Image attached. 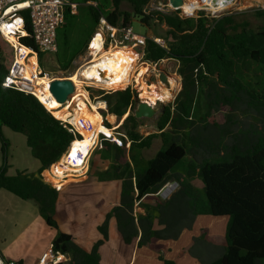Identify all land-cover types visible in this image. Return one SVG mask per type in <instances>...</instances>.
<instances>
[{
  "label": "trees",
  "instance_id": "16d2710c",
  "mask_svg": "<svg viewBox=\"0 0 264 264\" xmlns=\"http://www.w3.org/2000/svg\"><path fill=\"white\" fill-rule=\"evenodd\" d=\"M88 1L91 3L86 4ZM152 1L70 0L76 4V11L71 12L67 5L64 21L57 29L55 53L59 51L58 60L67 67L74 56L86 49L101 16L115 26L131 25L137 18L153 30V35L166 41V48L151 39H147L144 45H136L142 60L159 62L172 58L177 62V73L181 75V88L173 106L169 103L162 105L155 120L157 131L145 136L138 130L142 119L133 115V109L142 97L150 98L156 92L140 85L139 94L130 86L124 88L127 84L123 89L96 90L100 100L95 102V107L105 108L102 112L121 117L131 111L121 124L122 133L130 140L129 145L122 135H119L123 141L120 146L104 135L99 139L100 160L107 168L97 175L120 180L121 192L119 203L106 214L98 229L105 239L108 220L114 215L117 231L125 241L130 240L127 233H139V229L141 233H162L165 229H152L149 215L145 221L136 220L134 203L153 198L172 177L175 166L184 163L186 155L192 153L197 159L195 165L206 198L204 210L199 211L227 217L224 251L208 264H258V259L264 258V8H257L250 14L241 11L209 17L198 10L193 15L184 16L180 14L181 8L169 12L152 9ZM249 15L261 19V22L253 26ZM158 24L165 26L163 35L154 29ZM25 28L27 35L21 38V43L38 51L29 35L28 19ZM27 51L25 49V54ZM38 54L42 66L43 52L38 51ZM13 55V47L0 33V138L5 147L3 126L23 134L39 167L32 175L22 171L7 175L5 167H1L0 188L22 199L33 200L45 224L57 230L51 245L54 250L69 255V260L59 264H100L98 247L103 240H97L87 251L74 241L71 234L59 229L65 220V214L55 209L59 190L42 176L78 134L69 132L34 95L1 85ZM32 60L37 61L34 52ZM130 63L129 60L128 73ZM29 67L38 73V63L35 68ZM134 81L139 84L137 79ZM199 96L202 110L196 116ZM78 117L85 118L83 113L73 112L67 121L76 125ZM95 118L102 123L100 113H96ZM104 124L107 128L111 126L108 122ZM155 138L160 139V148L147 157L144 150ZM188 143L192 144L190 148ZM207 153L227 158L210 161ZM58 162L51 166L49 175L45 170L44 176L61 189L63 182L67 181L64 177L71 174L66 170L68 174L57 177L54 172L61 175L65 171ZM185 164L189 169L195 168L192 163ZM82 177L84 175L79 179ZM178 185L175 194H180L190 205L193 202L197 205L198 196L191 195L182 183ZM175 194L167 200L146 204H154L159 209L163 205L170 207L177 202L173 200ZM166 226H169L167 222ZM164 264L175 263L165 259Z\"/></svg>",
  "mask_w": 264,
  "mask_h": 264
},
{
  "label": "crops",
  "instance_id": "0c3cea01",
  "mask_svg": "<svg viewBox=\"0 0 264 264\" xmlns=\"http://www.w3.org/2000/svg\"><path fill=\"white\" fill-rule=\"evenodd\" d=\"M80 111L83 113L84 109H80ZM114 115L117 118L116 114ZM93 164L91 161L87 171L81 174L84 175L81 178L84 183L72 184L73 180L79 179L78 176L67 182V184H63V187L58 191L55 209L58 213L65 214V220L60 223L59 227H62L67 221L75 223L61 229L71 234L74 241L85 250L90 251L97 240H103L98 247L100 264H164L165 259L173 261L175 264H208L222 255L226 245L224 232L227 217H215L203 211H196L183 197L170 207L163 205L159 209L154 204L147 206L146 203L159 201L156 195L158 192L154 194L153 198L155 199L136 200L133 211L138 221H145L146 215H149L152 219V229H165V233H127L130 240L125 241L117 231L115 218L111 216L107 224V237L104 239L101 233L97 232L98 223L102 221V218L98 216H103L108 211V207H112L119 202L121 183L117 179L98 177L97 174L107 168L104 163H102V168L99 167L98 172L94 173L95 175L93 174L94 177H91ZM174 181L169 179L167 182ZM178 189L179 185L169 196L177 193ZM2 190H5L4 192H6L8 198L5 200L6 207H13L19 203L21 205V202H27L6 189ZM73 191L83 192L89 194V196H85L83 202L79 203L76 200V195L72 194ZM104 195L108 200H111L109 206L106 207L104 206L106 202ZM70 202L73 212L69 210L68 203ZM77 206L84 207L82 209L75 208ZM96 206L101 208V213L95 211L98 210ZM33 207L35 208V206ZM34 208L33 211L35 212L36 208ZM36 210L38 211V209ZM4 211L8 214V219L14 220L20 215L19 211H14L10 207ZM38 216L42 219L39 211L35 217V222ZM160 217L163 220H160ZM166 222L169 226H166ZM25 225L27 226L28 223ZM21 231L13 235L11 242L15 243L18 239L23 238L25 242L22 249H13L3 243L0 244V252L25 264H36L41 254L51 245L54 236L52 237L51 233H43V236H41L42 233H22ZM142 234L144 235L141 238ZM1 240H4L3 236H0V242ZM26 245L28 247L25 249Z\"/></svg>",
  "mask_w": 264,
  "mask_h": 264
},
{
  "label": "rangeland",
  "instance_id": "374dc122",
  "mask_svg": "<svg viewBox=\"0 0 264 264\" xmlns=\"http://www.w3.org/2000/svg\"><path fill=\"white\" fill-rule=\"evenodd\" d=\"M194 1L197 2V0H194ZM87 3H91V1L86 2V4ZM187 3H189V2H187L186 0H181V2L177 6L179 7V9L181 8L184 11ZM171 4L172 3L170 0H168V1L167 0H164V1L163 0H153L150 4V8L160 9L162 11L169 12V11L175 10L173 5H171ZM82 6H84V4H82ZM257 8H264V0H240V4L237 5L236 7H232V9L230 8V9H227V10L222 11L221 13H217V14H213L210 11L205 10V9H199V8H197V9L204 11L205 14H207L209 17H218V16H221L224 14L241 12V11L246 12L247 14L248 13L250 14ZM75 10H76V7H75ZM183 11H180V14L186 16V15H193L198 10H196L194 13H184ZM249 18L252 21L253 26H256L257 24H259L261 22V19H259V18L255 19L252 17V15H249ZM131 26H132L133 30L137 33L153 35V30L148 29L137 18H134L132 20ZM154 29L160 35H163L166 31L165 26L161 25V24L154 25ZM96 38L98 39L99 37H96ZM133 47H134V44H133ZM84 51L82 53H79L76 56H74L67 67L62 66L61 62L58 60L59 51L57 52V54L56 53L43 52V55L41 57L42 66L39 64V54H38V64H39L40 69L42 71L41 75L44 76L45 74H47L49 77H52V78H61V77L68 76V74H70L72 71H74L76 68H78L81 65L83 57L85 56ZM112 51H114V50H112ZM109 52H110V49L108 50L107 53H105V54L101 53L98 56L104 57ZM129 53H130V58L131 59L133 58L135 60V57L133 56L131 51H129ZM93 56H95V54ZM136 61L137 60H135L133 62L136 64L137 63ZM142 61H144V60L140 61V59H139V62H142ZM144 62L146 64H142V63L137 64L138 70L134 76V78L139 81V84H137V83L131 84V85L129 84V86L131 88H133L135 91L138 92V90H139V92H140V85H142V86L146 85L150 89V91H152L153 93L156 92V95L154 94L153 96H150V98H149L153 102V104L156 108L155 114L151 117H141V119H142L141 124L138 126L139 132L145 136L149 133L157 131V129L155 127V120H156V118H157V116L161 110L162 105L169 103L171 106H173L175 96L177 95L178 91L181 88V75L177 73V62L172 58L162 59L161 61H159L156 64L154 62H147V61H144ZM31 66L35 67L34 64H32ZM160 70L165 71V73L167 75V82L169 79L172 82L174 80L178 82V86L175 89L174 93H172L173 97L170 101H163L161 99V93H160L159 88H158V83L159 82H161L163 84H167V83L162 81L159 78V71ZM143 75H144V77H143ZM97 89H104L105 91L115 90V89L101 88L97 85H92V84H89L88 82L85 81V82L81 83V85L79 83V86L75 87L74 91L68 97V100L64 103L69 105L68 108L70 111L74 112L73 110H74V107L76 105V100H77V102H78V108L77 109H79V111L76 110L74 113H77V112L80 113L81 112L80 109H84V105L87 104L86 105L87 110H89L91 114H94V117H95L96 113L101 114L103 125H105L104 124L105 122H108L111 125L108 128L109 129L112 128L110 130L113 133L122 132L123 130L121 128V124H122L124 118L131 111H127L123 116L117 117V118H115L114 115H108L109 113L102 112V110H105V108L95 107V102L100 100V99H97V97H98L96 95ZM119 89H123V88H119ZM91 95H93V98L90 97ZM77 97H79V98L77 99ZM142 99H146V98L142 97ZM83 100H84V102H83ZM200 104H202V98L199 96L198 101H197L198 106L196 107V111H195L196 116L198 115L199 111L202 110V107ZM135 108L133 109V112H134ZM69 110H68V112H69ZM63 113L66 114L65 111H63ZM83 113L85 116V109H84ZM69 114L71 115V112H69ZM65 116H67V115H64V118H65ZM68 117H67V119H68ZM60 119H63V118H60ZM84 119H89L91 121L94 120V119H92L90 117H86V116H85V118H82V120H84ZM94 121H96V118ZM2 135L5 139L6 146L5 147L3 146L4 144H2V140L0 138V168L4 166L5 167V173L7 175H15L18 171L26 172L29 175L36 174L37 169L39 167V162L32 155L31 150L26 143L25 136L19 132H15V131L9 129L6 126L2 127ZM160 145H161L160 139L155 138L153 140L152 145L148 149L144 150V154L146 156H150V155L152 156L160 148ZM188 145H189V148L192 146V144H189V143H188ZM97 148H98V145L94 149V151L90 157V160H89V164L91 161L94 163L93 164L94 166L92 168V176L91 177H94V175H95L94 173L98 172V168L99 167L102 168V166H103V164L100 160V156H99V149H97ZM206 157L210 161H212V160H224L227 158L226 156L224 157V156H222L220 154L218 155L216 153H213V154L207 153ZM195 160H197V159H195V157L192 155V153L186 155V157L184 159V163L177 164L175 166L173 172H172V177L170 178V180L173 179L175 181L174 182H167V183H170V184H173L176 182H178V184L182 183L184 185V187L186 186V188L191 192V195L195 194L198 196V198L196 199L197 205H194L193 204L194 202H193L192 207H194L195 209H198V210H202V209L204 210V206L206 204V198H205L204 191L202 190V187H201V181H200V177L198 174V169L196 168V165H195ZM69 162H71V161H69ZM187 162L195 165V168L189 169L188 165L186 166V164H185ZM68 165H71V164L68 163ZM71 166L73 167L72 172L70 173L71 176L76 175L73 172H76L77 170H79V172H80V168L74 167L73 165H71ZM76 168H77V170H76ZM189 170H190V172H189ZM68 180L71 181V179H67V181L63 182V184H67V182H69ZM77 183H84V180L76 179V180H73L72 184H77ZM177 186L178 185H176L175 188ZM2 189H4V188H0V236H3L4 240H1L0 244L4 243L13 249L21 250L23 245H24V242H25L23 240V238H21L20 240L18 239L15 243L11 242L13 235L15 233H18L20 230H22L21 231L22 233H42L41 236H43V233H51L52 237L55 236V233L57 232V230L55 228H52V227L44 224L45 222H44V220H42L43 218L41 219L38 216L36 218V222H35V217L38 213V211L36 209H38V207L33 200L27 199L26 200L27 202H21V205L19 203V204L14 205L13 207L12 206L6 207L5 206V204H6L5 200L8 198L6 197V192H4L5 190H2ZM120 192H121V190H120ZM170 193H168L167 196L165 195L166 197H162L160 195V193H158V194H156L157 199L159 201L167 200L170 197L169 196ZM72 194L76 195L75 196L77 198L76 200L79 203L83 202L85 196H89V194L79 192V191H73ZM186 194H189V193L186 192ZM13 197H15V196H13ZM103 197L106 200L104 206L105 207L109 206L111 200H108V198L105 195ZM57 199H58V196H57ZM57 199H56V201H57ZM119 199H120V193H119ZM150 199H148V200H150ZM153 199H155V198H153ZM179 199H181L180 194L176 195L175 198H173L174 202L178 201ZM22 200H24V199H22ZM155 202L156 201H154L153 203H155ZM68 204L70 207V209H69L70 212H73L71 202ZM33 206H35L36 209ZM114 206L115 205H113L112 207L111 206L108 207L109 209H108V211H106L104 213V215H103L104 217L102 215L98 216V217L102 218V221L100 223H98V226L102 224V222L105 219L106 214ZM8 207L13 209L14 211H19L20 215L18 216L17 219H14V220L8 219V214L5 213V211H4ZM83 207L84 206H82V207L77 206L75 208H81L82 209ZM100 207H101V203H100ZM100 207L96 206V208H98V210H95V211L96 212L99 211L101 213L102 210ZM166 207H168V206H166ZM33 208L35 209V212L33 211ZM81 209H80V211H81ZM85 216L86 215L84 214V217ZM112 217H114V215H112ZM157 217H158V215H157ZM219 219L221 220L222 218H219ZM7 221H9V222H7ZM27 223H28V225L26 226L25 224H27ZM64 224L59 229L64 228V227H68L69 225H74L75 223H72V221H70V222L67 221ZM98 226H97V229H98ZM137 229H139V226H137ZM138 231L141 233L140 229ZM164 231H162V233ZM97 232L101 233V235L103 236V233L101 232V230L98 229ZM144 233H146V231H144ZM20 242H22L23 244ZM20 244H22V245H20ZM27 247H28V245L25 246V249ZM15 260H17V259H15ZM26 262H27V260H26ZM258 264H264V258H259Z\"/></svg>",
  "mask_w": 264,
  "mask_h": 264
},
{
  "label": "built area",
  "instance_id": "2783aa9c",
  "mask_svg": "<svg viewBox=\"0 0 264 264\" xmlns=\"http://www.w3.org/2000/svg\"><path fill=\"white\" fill-rule=\"evenodd\" d=\"M67 5L70 6L71 12L76 11L75 10L76 4L74 2H70V0H0V33L4 37V39L13 47V52H14L11 65L1 81V85L3 87H12L14 89L23 91L25 93H30L34 95L40 103H42V101L39 99L36 93L37 77L41 76V72H40L41 69L38 64V70H37L38 73H35V71L34 72L30 71L29 73L31 74V76L28 74L27 66L29 62V56H31L32 53H26V54L22 53L23 51H21V47L22 46L28 47V46L21 43V38L27 35V31L25 27H26V19H28L30 26L29 35L32 38L34 44L36 45L38 51L55 53L57 51V38H56L57 29L62 25L64 21V10ZM96 35H99L100 37L99 46L94 44V38ZM147 39H151L159 46L166 48V41L161 36L137 33L133 30L130 24H127L125 26H115L107 22L106 19L103 16H101L99 18V22L94 32L91 34L89 38L86 49L84 51L85 56L83 57L81 65L83 63L86 64L90 63L94 54L95 56H98L102 52L108 51L111 47L114 48L126 47L129 50H131L133 56L137 60V63L146 64L144 62L145 60L139 62V59L140 61L142 60V56L137 52L135 47L136 45H144ZM30 49L32 50V52L35 53V57L38 63V51L33 50L32 48ZM154 63L156 64L158 62H154ZM135 83L137 82L134 81V77H131V81L124 88L128 87L129 84L131 85ZM97 86L104 88L101 85H97ZM74 87L76 86L74 85ZM49 89H50V85H49ZM138 93L140 94L139 90ZM42 105L46 108V106L43 103ZM58 120L69 132L77 133L78 136H75L69 142L67 148L60 155V157L55 162L51 163L48 166V168H46L45 170H49L53 164L57 163L61 159V157L65 156L69 158V160H71L70 162L71 165H74L78 160H82L79 166L82 169H84V171H81V173L73 172L76 175L80 176L82 172L85 173L87 171L89 167L90 157L94 149L97 147L99 143V139L103 134L97 133L88 151L86 152V154H83L82 150L78 146L76 147L73 146L75 139L77 138L81 139L83 137V135L79 131L80 127L72 123H69L67 121H63L61 119ZM112 134H113L112 136H108V137L111 140H113L117 145L120 146L123 143L119 135L125 137L127 145L130 144V140L127 138V136L124 133L112 132ZM72 150H74L73 156L71 155ZM44 171L42 173L44 179L52 187L59 190V187H57L54 183L46 179V177L44 176ZM78 176H74V177H78ZM74 177L71 176L64 178L71 179ZM176 185L177 182L173 184L166 183L158 191V193H160L162 197H166L168 193L174 190ZM67 260H69V255L67 253L54 250L52 245H50L41 254L36 264H59ZM0 264H25V263L7 257L0 252Z\"/></svg>",
  "mask_w": 264,
  "mask_h": 264
},
{
  "label": "bare ground",
  "instance_id": "6f19581e",
  "mask_svg": "<svg viewBox=\"0 0 264 264\" xmlns=\"http://www.w3.org/2000/svg\"><path fill=\"white\" fill-rule=\"evenodd\" d=\"M168 1V0H167ZM240 4V0H197V2L192 1L189 2L186 5V8L184 9L185 13H194L196 10L199 9H205L210 11L213 14L221 13L222 11H225L227 9H232V7H236L237 5ZM199 8V9H197ZM96 37H99V35H96L94 38V44L99 46V39ZM23 47V48H22ZM21 47V51L25 53V49H28L26 53H32V50L28 47ZM114 50V51H112ZM128 48L126 47H120V48H110V52L106 56H93L92 60L90 63H83L81 66L76 68L74 71H72L70 74H68V77L71 81H73L75 86H79V83L83 82H88L89 84H94V85H101L102 87L106 89H119L122 88L125 84H128L131 81V77H134L137 68H138V63H134L135 61L133 58H130V53H129ZM108 51H104L102 53H107ZM32 56V55H31ZM31 56H29V62L27 66L28 74L31 76L29 73L32 71L29 67V65L34 64L36 67L37 61L31 60ZM129 60L131 61L130 66H129V73L127 72V67L129 64ZM137 62V61H136ZM32 67V68H35ZM30 70V71H29ZM54 78L49 77L47 74L44 76L37 77V95L39 99L42 101V103L46 106V108L51 112V114L57 118H63L61 120L67 121V117L70 115L69 112L73 113L72 111L69 110V105L66 103L59 102L55 99V97L51 94V91L49 89L50 81L53 80ZM130 80V81H129ZM129 81V82H128ZM128 82V83H127ZM167 84H163L161 82L158 83V88L161 93V99L163 101H170L173 97L172 93H174L175 89L178 86L177 81H170L166 82ZM78 99V97H77ZM147 100L151 101L149 98H146ZM68 100V99H67ZM66 100V101H67ZM65 101V102H66ZM152 102V101H151ZM153 103V102H152ZM93 107V106H92ZM78 108V102L76 100V105L74 107V112L76 110L79 111ZM85 109V116L86 117H92L95 119L94 114H91L89 110H87L86 104L84 105ZM95 109V108H94ZM69 110V112H68ZM63 111L66 112V114L63 113ZM64 115L65 116L64 118ZM70 117V116H69ZM68 117V118H69ZM80 118V117H79ZM76 118L75 120H78L76 125L79 126V131L83 135L81 139H75L73 146H78L83 154H86L88 151L89 147L93 143V140L97 133H102L104 136H112V131L106 127V125H103L102 123L98 121H91L89 119H79ZM69 122V121H67ZM70 123V122H69ZM90 127V128H89ZM116 136V135H115ZM74 150L71 151V155L73 156ZM69 158L63 156L59 160L58 163H60V166L65 169L63 173L57 174L56 172L55 175L57 177H60L64 174H68L66 170H68L70 173L72 172V166L68 165L70 163ZM82 160H78L73 166L80 168V172L84 171L79 165L81 164ZM77 170V168H76ZM75 170V171H76ZM76 172H79L77 170ZM47 175H49V170H47ZM78 176V175H72V177ZM71 177V176H69ZM66 179V178H64ZM63 179V180H64ZM48 181L53 182L50 178H48ZM56 184V183H55Z\"/></svg>",
  "mask_w": 264,
  "mask_h": 264
},
{
  "label": "water",
  "instance_id": "95a60500",
  "mask_svg": "<svg viewBox=\"0 0 264 264\" xmlns=\"http://www.w3.org/2000/svg\"><path fill=\"white\" fill-rule=\"evenodd\" d=\"M171 5L175 9H179L177 6L181 0H170ZM159 78L167 82V75L165 71L160 70L159 71ZM75 87L73 82L69 79L68 76L61 77V78H54L53 80L50 81V91L55 97V99L59 102L64 103L68 97L71 95V93L74 91ZM156 108L153 105V103L147 99H141L138 103L137 106L133 112V115L136 118H141V117H151L155 114Z\"/></svg>",
  "mask_w": 264,
  "mask_h": 264
}]
</instances>
